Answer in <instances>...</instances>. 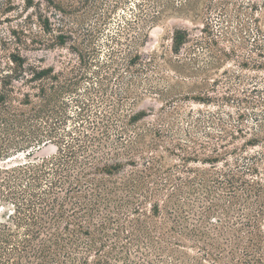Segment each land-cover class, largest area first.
<instances>
[{"label":"rangeland","instance_id":"obj_1","mask_svg":"<svg viewBox=\"0 0 264 264\" xmlns=\"http://www.w3.org/2000/svg\"><path fill=\"white\" fill-rule=\"evenodd\" d=\"M26 1L0 0L3 63L11 53H18L29 64L56 71L78 66L72 42L65 47L54 44L61 25L78 21L76 15L65 16L56 8L71 0ZM118 1L117 9L95 36V62L79 90L80 99L87 102L88 90L101 82L96 73L115 51L120 63L115 66L117 71L103 73L110 78L109 95H103L106 104L96 101L92 109L114 111L112 123L118 129L125 127L126 140L134 142L137 167L126 164L114 179L123 181L131 171L148 172L146 165L151 163L154 172L143 178L137 191L139 197H147L150 190L156 194L146 199L143 207L147 211L154 203L164 210L171 206V192H176L174 200L185 203L187 211L192 207L200 211V206L210 202L225 205L231 191L223 176L229 172L242 183L239 195L253 191L250 185L256 187L259 182L264 197V0H89L88 7L79 9L83 23L76 39L87 37ZM46 25L51 31H45ZM176 31L189 36L179 54L173 43ZM136 54L140 60L128 66L127 61ZM71 106L67 132L79 126L77 107ZM138 113L145 118L127 125L130 115ZM111 133L110 144L120 143L117 130ZM56 151L53 141L28 152L15 151L2 165L50 160ZM216 155L222 158L214 160ZM46 176L39 196L52 177ZM13 210L12 203L0 202V222L8 221ZM211 220L217 224L216 216ZM195 225L200 226L199 221L192 220L189 227ZM181 241L184 247L179 251L187 255V264H224L205 256L206 247L216 253L207 240Z\"/></svg>","mask_w":264,"mask_h":264},{"label":"trees","instance_id":"obj_2","mask_svg":"<svg viewBox=\"0 0 264 264\" xmlns=\"http://www.w3.org/2000/svg\"><path fill=\"white\" fill-rule=\"evenodd\" d=\"M89 3L71 0L56 7L61 14L78 19L61 25L54 40L62 47L72 42L78 66L56 71L29 64L18 53H11L6 63L0 58V202H10L14 207L9 220L0 222V264H187V255L179 251L184 247L181 238L207 240V246L216 253L206 247L205 256L224 264H264V197L259 182L256 187L250 185L254 193L250 190L242 196L238 194L242 183L237 175L224 173L231 191L225 205L210 202L200 206V211L193 207L187 211L185 203L174 200L176 192H171L173 204L167 205L169 208L164 210L154 203L147 211L143 207L146 199L156 194L150 190L147 197H139L137 191L143 178L152 176L151 163L146 165L148 172L131 171L123 181L114 179L126 164L137 167L134 142L126 140L125 127L118 129L112 123L114 111L97 113L92 109L96 101L106 104L103 95H109L110 78L103 73L117 71L115 66L120 63L115 51L96 73L101 82L98 88L88 90L87 102L80 99L79 90L95 62V36L120 1L108 8L87 37L77 40L83 23L79 9ZM45 31L51 27L46 25ZM188 38L185 32H175V53H180ZM140 58L137 54L131 57L128 66ZM72 103L77 107L79 126L67 132ZM144 118L141 113L130 115L127 125ZM116 130L120 143L110 144L111 132ZM53 141L57 151L50 160L2 165L15 151L28 152ZM123 157L126 162L121 161ZM220 158L216 155L214 160ZM47 173L52 177L39 196ZM213 216L217 224L211 220ZM192 220L199 221L200 226L189 227Z\"/></svg>","mask_w":264,"mask_h":264}]
</instances>
